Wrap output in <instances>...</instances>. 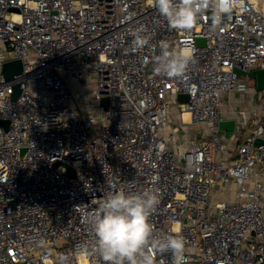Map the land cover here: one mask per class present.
<instances>
[{"label": "built area", "instance_id": "1", "mask_svg": "<svg viewBox=\"0 0 264 264\" xmlns=\"http://www.w3.org/2000/svg\"><path fill=\"white\" fill-rule=\"evenodd\" d=\"M152 3L0 0V264H105L76 206L149 188L153 233L182 236L187 264H264V90L251 108H230L229 138L218 127L223 95L248 89L234 69L264 68V0H244L219 26L208 13L186 33ZM136 28L148 38L139 49ZM185 41L184 76L156 73L162 44L179 52ZM16 58L21 72L4 79ZM172 111L201 125L192 140L164 133Z\"/></svg>", "mask_w": 264, "mask_h": 264}, {"label": "clouds", "instance_id": "2", "mask_svg": "<svg viewBox=\"0 0 264 264\" xmlns=\"http://www.w3.org/2000/svg\"><path fill=\"white\" fill-rule=\"evenodd\" d=\"M152 6L166 19L170 29L186 33L208 13L212 24L219 26L235 8H243L244 0H153ZM142 32V28H136L131 33L137 49L148 43ZM191 49V42L185 41L179 52H172L164 42L161 54L156 57V73L169 78L184 76L192 59ZM92 203L95 207L82 204L76 208L93 234L90 253L98 254L105 264H156L157 253H170L171 264H187L182 236L153 233L149 219L159 203L154 189L139 193L110 190ZM81 251L89 253V247L84 246ZM66 262L67 257L61 256L60 264Z\"/></svg>", "mask_w": 264, "mask_h": 264}, {"label": "water", "instance_id": "3", "mask_svg": "<svg viewBox=\"0 0 264 264\" xmlns=\"http://www.w3.org/2000/svg\"><path fill=\"white\" fill-rule=\"evenodd\" d=\"M201 41V39H199ZM22 70V63L21 60L16 58V59H11L3 62L1 66V74L4 79H9L11 78L14 74L20 73ZM234 72L238 77H245L247 79L253 80L255 89L260 91L264 90V68H255L249 71H243L240 69L235 68ZM20 92V88L18 85L14 86V91L12 93V98H15ZM187 99L186 95H178L177 101L178 102H183ZM101 102L103 104L107 103L106 98H102ZM8 121L0 119V124H3L5 127L7 126ZM218 127L223 131L224 137L229 138L231 133L234 131L235 128V119L233 118H228V119H222L218 121ZM260 140L257 139L256 143H259ZM55 165L58 164V162L54 163ZM68 168V173L70 175L74 174V171L72 168Z\"/></svg>", "mask_w": 264, "mask_h": 264}, {"label": "crops", "instance_id": "4", "mask_svg": "<svg viewBox=\"0 0 264 264\" xmlns=\"http://www.w3.org/2000/svg\"><path fill=\"white\" fill-rule=\"evenodd\" d=\"M247 82L248 79H247ZM256 89H255V85L254 87L251 89H247L246 91L244 92H231V93H226L223 95L226 96V95H239V97L236 99V101H234L235 103H238L241 104L243 107L242 108H251L255 103H256V96H257V93H256ZM241 100V101H240ZM230 109H224L222 106H221V113L224 115V116H227L228 118H234V115L231 114L229 112ZM172 118V121L174 123H176L175 127H169L166 126L165 128V131L164 133H169L171 130H175V135H176V138L178 140H186V141H189V140H192L193 137L195 136V134H197V132L199 131V128H200V124H197L198 125V129H193L190 128L189 126L191 125H194V123H191L187 120V118L185 119V122L181 123L180 119H179V116L177 115V113H174L173 111L171 112L170 114V119ZM195 127V126H194ZM193 127V128H194ZM181 133V134H180ZM224 156H228L229 157V154L228 153H225L223 154Z\"/></svg>", "mask_w": 264, "mask_h": 264}, {"label": "rangeland", "instance_id": "5", "mask_svg": "<svg viewBox=\"0 0 264 264\" xmlns=\"http://www.w3.org/2000/svg\"><path fill=\"white\" fill-rule=\"evenodd\" d=\"M248 88L250 89H252L253 87H254V82H253V80H250V79H248ZM239 97V95L237 96L236 94L233 96H231V95H226V96H224L223 97V101H222V107L224 108V109H230V108H233V107H235V108H242L243 106L241 105V104H239L238 105V103H235L234 101H236V99ZM175 104H174V102H173V104H172V106H174ZM168 125H169V127H175V125H176V123H174L173 121H172V118L171 119H169V122H168ZM167 125V126H168ZM195 126V127H194ZM201 126V125H200ZM190 128H192V130L193 129H198V125L197 124H194V125H191V126H189ZM194 127V128H193ZM181 134V133H180Z\"/></svg>", "mask_w": 264, "mask_h": 264}, {"label": "bare ground", "instance_id": "6", "mask_svg": "<svg viewBox=\"0 0 264 264\" xmlns=\"http://www.w3.org/2000/svg\"><path fill=\"white\" fill-rule=\"evenodd\" d=\"M187 117H188V113H187V112H184V113H183V118L186 119Z\"/></svg>", "mask_w": 264, "mask_h": 264}]
</instances>
